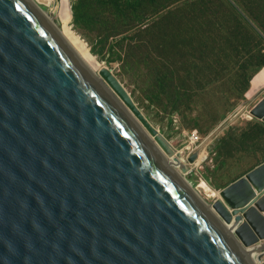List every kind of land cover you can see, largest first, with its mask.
I'll return each instance as SVG.
<instances>
[{"label":"water","instance_id":"obj_1","mask_svg":"<svg viewBox=\"0 0 264 264\" xmlns=\"http://www.w3.org/2000/svg\"><path fill=\"white\" fill-rule=\"evenodd\" d=\"M41 11L0 0V264H264V160L207 203L200 150L184 178L120 80ZM249 115L264 123V94Z\"/></svg>","mask_w":264,"mask_h":264},{"label":"rangeland","instance_id":"obj_2","mask_svg":"<svg viewBox=\"0 0 264 264\" xmlns=\"http://www.w3.org/2000/svg\"><path fill=\"white\" fill-rule=\"evenodd\" d=\"M80 1L36 3L97 74L102 67L114 73L177 155L186 152L192 134H214L206 146V160L189 169L190 183L207 203L216 197L201 191V179L221 190L264 160V123L249 115L259 87H264L251 83L264 67L253 72L264 62V0H86L76 17L74 2ZM132 3L138 17L129 20L132 14L126 10ZM162 23L172 27L168 35ZM128 49L134 63L128 62ZM179 50L181 55L175 53ZM168 51L174 55L165 57ZM214 53L220 54L218 60L226 69L200 89L211 60L217 58ZM137 62L149 80L163 79L167 94L151 99L142 93L130 75ZM245 72L253 73L245 91L230 90L229 85L240 80H233L237 74ZM179 90L185 92L180 97L190 101L199 94L174 109Z\"/></svg>","mask_w":264,"mask_h":264},{"label":"trees","instance_id":"obj_3","mask_svg":"<svg viewBox=\"0 0 264 264\" xmlns=\"http://www.w3.org/2000/svg\"><path fill=\"white\" fill-rule=\"evenodd\" d=\"M81 2L86 3V0H81L78 4H76V2H74V13H75L76 17H79L82 14ZM126 12H130V14H132L129 17V20H133V18L138 17V11L135 8V4L134 3L129 4V7L127 8ZM166 18H168V17H166ZM162 24L164 25L165 35H168L170 33L169 30L171 31L172 27L170 25H168V24H165V23H162ZM164 47H169V45L168 46H164ZM229 51L230 50H227L226 52H223V54L224 53H228ZM175 53H178L179 55H181L183 53V51L179 50V51H176ZM169 54L174 55L171 51H168L166 53L165 57L169 56ZM214 54L217 56V58L213 57V59L211 60L207 70L205 71V75H206L205 77H207V78H206L205 82H203L200 86H198V87H200V89L204 88L203 85L208 80H211L214 77L219 76V74L223 73L225 71V69H226V67L224 65H222L221 62L218 60L220 54H218V53H214ZM230 56H231V59H232L231 52H230ZM126 57L129 60L128 62L134 63V61H135L134 59L135 58L131 55V52L129 51V49H128ZM174 59H173V61H174ZM164 61H166V60H164ZM263 65H264V62L259 64V65H257L255 67V69L253 70V72L256 73L257 71H259V69ZM183 67H184V64H183ZM170 70L171 69L166 71V73H169ZM130 75L134 79H136L138 81V83H140L139 87H140L142 93L146 94L151 99H154V98L159 99L160 96H163V95L167 94V92H168V86H164L162 88L163 79H161L160 77H156L154 79H150L149 80L147 72H144V73L141 72L140 68L138 67V62H137V65H136L135 69L130 72ZM252 75H253V73L252 74H247V72H245V74H237V77L235 79H233V80L240 79L238 81V84H233L232 86L229 85V89L230 90H236V88H238L239 90L245 91V89L247 88L246 87L247 81H248V79L251 78ZM178 77H179V75H178ZM182 93H185V92L179 90L177 92L178 97H180V95H182ZM197 93L195 94V97L199 94V93L198 94ZM174 99H176V98H174ZM191 101L189 99L180 97V98L177 99V101H175L174 109H181L180 107H183L184 105H188V103L191 102ZM196 102L194 103V105L195 104H197V105L199 104L198 100ZM192 111L193 110H190L189 112H192ZM261 133L264 135V130H262Z\"/></svg>","mask_w":264,"mask_h":264},{"label":"bare ground","instance_id":"obj_4","mask_svg":"<svg viewBox=\"0 0 264 264\" xmlns=\"http://www.w3.org/2000/svg\"><path fill=\"white\" fill-rule=\"evenodd\" d=\"M35 3L36 2H45V3H49L50 0H33ZM38 2V3H39ZM40 4V3H39ZM43 13L44 16H48L45 12L41 11ZM60 34V30L59 28L56 29ZM62 36V34H61ZM63 38L65 39V41L69 44V46L74 50V52L78 55V57L82 60V62L88 67V69L90 71H94L90 66L89 64L84 60V58L80 55V53L74 49L70 42L68 40H66V38L63 36ZM101 67V65L99 66ZM263 79H264V71H260ZM251 83L253 84L254 83V77L252 78V81ZM214 134H212L211 136H206V137H202V136H197V138H193V141L191 142L190 144V147L189 146H186L184 149H186V152L185 153H182L183 151H179V154L177 155V153L175 151H173V155H168L167 153H165V157L167 159V161L172 165V167L177 170L178 173H180L184 178L186 177V174L182 173L181 172V167L188 163V157L197 149L200 150V153H199V156H198V159L192 163V164H189L188 163V167L189 169L192 167V166H199L203 161L206 160L207 158V144L208 142L212 139V136ZM190 140V139H189ZM198 140V141H196ZM178 158V159H177ZM198 187L201 189V191H203L204 193H206L208 196H211V197H218L219 194H218V190H214L205 180L201 179L200 182H199V185ZM215 198V199H216ZM249 256L252 258L253 261L256 260V255L258 254V252L256 251V249H254L253 247L248 249L247 250Z\"/></svg>","mask_w":264,"mask_h":264},{"label":"crops","instance_id":"obj_5","mask_svg":"<svg viewBox=\"0 0 264 264\" xmlns=\"http://www.w3.org/2000/svg\"><path fill=\"white\" fill-rule=\"evenodd\" d=\"M260 71H264V67L260 70ZM260 71L254 76V85L257 87L258 85L259 86H263L264 85V79H263V77H262V75H261V73H260ZM258 86V87H259ZM261 90L260 91H263L264 90V87H259ZM259 91V92H260ZM264 94V93H263ZM262 94V95H263ZM261 95V96H262ZM260 96V97H261ZM260 97H258V98H260ZM259 99H257L256 100V102L258 101Z\"/></svg>","mask_w":264,"mask_h":264},{"label":"built area","instance_id":"obj_6","mask_svg":"<svg viewBox=\"0 0 264 264\" xmlns=\"http://www.w3.org/2000/svg\"><path fill=\"white\" fill-rule=\"evenodd\" d=\"M192 135H193V138H197V135H195V134H192ZM193 138H192V141H193ZM196 141H198V140H196Z\"/></svg>","mask_w":264,"mask_h":264}]
</instances>
